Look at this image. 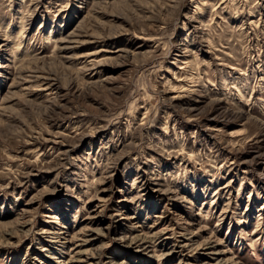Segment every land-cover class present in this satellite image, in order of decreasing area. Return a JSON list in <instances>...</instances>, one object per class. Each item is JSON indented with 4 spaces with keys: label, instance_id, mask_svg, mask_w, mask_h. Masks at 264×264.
<instances>
[{
    "label": "rangeland",
    "instance_id": "obj_1",
    "mask_svg": "<svg viewBox=\"0 0 264 264\" xmlns=\"http://www.w3.org/2000/svg\"><path fill=\"white\" fill-rule=\"evenodd\" d=\"M0 264H264V0H0Z\"/></svg>",
    "mask_w": 264,
    "mask_h": 264
},
{
    "label": "bare ground",
    "instance_id": "obj_2",
    "mask_svg": "<svg viewBox=\"0 0 264 264\" xmlns=\"http://www.w3.org/2000/svg\"><path fill=\"white\" fill-rule=\"evenodd\" d=\"M66 41H67V40H66ZM21 44H22V42L19 41V42H18V45L20 46ZM19 46L17 47V49L19 48ZM65 46H66V45H65ZM62 48H63V47H62ZM17 49H16V50H17ZM66 49H69V48H66ZM64 52H65V51H64ZM42 85H44V84H42Z\"/></svg>",
    "mask_w": 264,
    "mask_h": 264
}]
</instances>
